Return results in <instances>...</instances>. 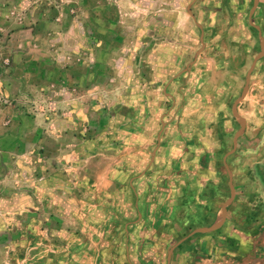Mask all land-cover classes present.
Listing matches in <instances>:
<instances>
[{
  "label": "rangeland",
  "instance_id": "rangeland-1",
  "mask_svg": "<svg viewBox=\"0 0 264 264\" xmlns=\"http://www.w3.org/2000/svg\"><path fill=\"white\" fill-rule=\"evenodd\" d=\"M249 19L242 0H0V264H131L156 221L168 251L219 222ZM252 78L239 183L264 161V59Z\"/></svg>",
  "mask_w": 264,
  "mask_h": 264
},
{
  "label": "crops",
  "instance_id": "crops-1",
  "mask_svg": "<svg viewBox=\"0 0 264 264\" xmlns=\"http://www.w3.org/2000/svg\"><path fill=\"white\" fill-rule=\"evenodd\" d=\"M254 2L255 0H242L244 7L249 9V17ZM259 15L264 16V0H259L253 17ZM258 26L263 34L264 23ZM260 104L264 106V102ZM262 115L263 113L258 114L257 117L262 119ZM262 131L259 134L261 138L264 137ZM244 134L245 132L242 135ZM243 169L245 176L241 183L234 177L236 198L228 208V218L222 232L188 240L176 249L171 264H264V161L246 162ZM145 219L149 229L152 228L149 221L155 218L146 215ZM155 227L154 234L151 232V240L144 242L143 250L140 254L137 253L139 256L131 264H168L169 246L156 238L157 234L163 238L170 226L163 219L162 222L156 221Z\"/></svg>",
  "mask_w": 264,
  "mask_h": 264
},
{
  "label": "water",
  "instance_id": "water-1",
  "mask_svg": "<svg viewBox=\"0 0 264 264\" xmlns=\"http://www.w3.org/2000/svg\"><path fill=\"white\" fill-rule=\"evenodd\" d=\"M259 6V0H255L254 2V7L251 10L250 13V24L251 26H253L261 39L262 42V47H261V52L258 54V56L255 58L247 76H246V81H245V88L240 96V98L234 103L233 108H232V113L234 115V117H236L240 123V130L236 133L235 137H234V146L233 149L231 150V152H229L225 158H224V165L226 167L227 173H228V177H229V187H230V197L226 200V202L224 203V205L222 206L221 209V218L220 221L217 222L215 225L210 226V227H203V228H199L195 231H193L189 236H187L186 238L180 240L176 245H174L173 247L170 248L169 252H168V264H171L172 262V257L174 252L176 251V249L181 246L184 242H186L190 237H193L197 234H204V233H214L217 232L219 230H221L228 218V208L229 206L234 202L235 198H236V189H235V185H234V175L232 170L230 169L229 165H228V158L232 155H234L237 151L238 148V142L240 137L242 136V134L245 132L246 128H247V120L246 118L242 117L240 115L239 112V105L247 98L249 91H250V87H251V80H252V74L256 69V66L258 64V62H260L263 58H264V36L262 34V29L260 26L254 24L253 22V16L257 10Z\"/></svg>",
  "mask_w": 264,
  "mask_h": 264
}]
</instances>
